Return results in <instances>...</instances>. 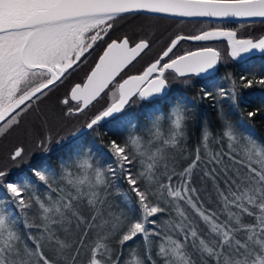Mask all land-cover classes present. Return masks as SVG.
Returning <instances> with one entry per match:
<instances>
[{"label": "snow or ice", "instance_id": "1", "mask_svg": "<svg viewBox=\"0 0 264 264\" xmlns=\"http://www.w3.org/2000/svg\"><path fill=\"white\" fill-rule=\"evenodd\" d=\"M153 14L264 20V0H0V138L20 128L98 43L106 47L94 67L70 88L81 103L65 116L110 96L86 127L107 120L129 129L122 142H108L106 166L98 150L83 144L57 166L41 162L23 175L0 163V264H264V140L252 122L264 108L235 125L218 108L220 128L202 124L195 143L189 127L195 98L179 97L143 126L126 112L137 98L167 91L166 70L184 77L217 65L220 53L212 47L175 55L181 41L226 37L236 58L264 53V36L238 39L226 27L175 35L142 72L118 82L153 40L110 38L117 21ZM226 79L228 89L209 82L198 98L237 105L240 88L264 89V72ZM52 140L49 130L37 146L49 152ZM24 154L23 146H13L4 159L16 164ZM137 240L141 248L128 247Z\"/></svg>", "mask_w": 264, "mask_h": 264}, {"label": "trees", "instance_id": "2", "mask_svg": "<svg viewBox=\"0 0 264 264\" xmlns=\"http://www.w3.org/2000/svg\"><path fill=\"white\" fill-rule=\"evenodd\" d=\"M133 18L135 20H139L158 17L141 15ZM224 24L233 27V29L238 32V35L244 39L264 34V20L247 23ZM119 31L120 35L126 34L127 29L126 27H121ZM261 72H264V53L259 54L258 50H255L254 52L248 54L244 61L232 65L231 68L220 69L215 75L204 80L195 79L190 81L187 84H184L182 88H176L163 100L150 102L136 101L134 105L126 109V112L132 123H136L138 121L139 124L143 126L150 118L160 115L161 112L166 114L170 109V105L175 103L179 97L195 98L194 103H191L189 106L191 121L189 127L196 134L192 137V143H195L199 134V128L202 124L206 123L214 132L220 128V120L217 115L218 108H223L225 116L234 125L237 124L238 121L247 118V112L251 111L253 108H264V89L260 88L258 85H254L253 88L250 89L240 88L239 96L241 99L237 105H234L232 101L227 98L221 100L219 105H214L211 100L201 101L198 98L202 95L200 91L201 87L209 84V82H214L217 87H224L225 89H228L231 81L226 79V77H228L229 74H231L232 79L238 80L241 75L256 74L258 76ZM208 90L212 89L208 88ZM46 105L49 106V104H41L37 111L39 110L40 113L42 106ZM35 115V119L32 120V125L39 126L42 125L40 115H42L45 121L47 116H49V113H47V116L45 114L39 115L36 113ZM252 122L255 126L257 137L264 140V114L257 115ZM161 124L164 127H167L168 122L162 119ZM73 133L61 136L59 139L53 137L52 144L50 145L51 150L49 152H44L38 147V153L35 157L30 158L21 166L11 167L13 169V176H16L17 174H27L33 165L41 162H46L55 167L58 165L60 158H67L71 154L74 146L81 144H83L84 148L91 147L94 152H97L98 150L96 159L99 160L101 166H106L110 162L107 147L108 142L112 139L122 142L125 136L129 134V129L116 128L111 123L106 121L101 125H97L94 129H89L79 135L71 136ZM123 187H126V185ZM141 244L142 242L137 240L129 242L128 247L141 248ZM125 255L127 256V253H125Z\"/></svg>", "mask_w": 264, "mask_h": 264}, {"label": "flooded vegetation", "instance_id": "3", "mask_svg": "<svg viewBox=\"0 0 264 264\" xmlns=\"http://www.w3.org/2000/svg\"><path fill=\"white\" fill-rule=\"evenodd\" d=\"M144 20H146L147 22L144 23L143 25L140 23H137L138 19L135 20L133 17H128L124 20L117 21V26L110 35V38L112 39L116 38L117 36H120V31H119L120 28L126 27L127 29L126 34L140 35V36L147 35L149 38H151L153 40L152 48L157 51L156 54L150 60L146 61V63L136 66L135 62L137 61L138 58H140L139 56L131 64V66L127 68L126 71L121 73V76L118 78V82L126 78L127 75L139 74L140 72H142L143 69L148 65V63L153 61V59L156 58L157 55L161 52V50L169 43L170 37H174L175 35L199 34L201 31H207L214 27H226V28L235 30L233 29V27L229 25H225L224 23L215 24V22L213 23L209 21H184V20H174V19H166V18H160V17L144 18ZM237 38L244 39L238 35V32H237ZM105 46L106 45L103 43H98L95 49L87 57L85 62L80 64V66L72 73V75L69 78H66L61 84H58L48 94L46 98L41 99V101L38 102V107L39 105H41L40 103L50 104V102H55L56 108L61 109V110H63L64 108L67 109L69 107H72V108L76 107L79 103H75L69 99L70 88L75 83H82L84 81L86 74L91 70L95 61L97 60L98 56L101 54ZM201 47H212V48H215L220 53V59H219L217 72L220 69L231 68L232 65L236 64L230 59L228 55L227 42L224 40L209 41V42H192V41H187V40L181 41L176 47V49L174 50V54L182 55L186 51H196L197 49ZM254 51L255 50H253L252 52ZM246 54L248 56V54L250 53H246ZM165 76L168 81V88H167L168 91L165 96L160 97V98H153L148 101L137 98L136 101L150 102V101H155V100H163L164 98H166V96L170 95L171 92L174 91L176 88H180V87L182 88L184 84H187L188 82L193 81L195 79L196 80L199 79L192 75L185 76V77H179L171 70H166ZM201 80H204V79H201ZM65 98L68 99L67 105H64L62 103V101ZM38 107L35 108V111L36 109H38ZM66 111L67 110H65L64 113ZM87 123L88 122H85V124L79 127V129L85 126Z\"/></svg>", "mask_w": 264, "mask_h": 264}, {"label": "rangeland", "instance_id": "4", "mask_svg": "<svg viewBox=\"0 0 264 264\" xmlns=\"http://www.w3.org/2000/svg\"><path fill=\"white\" fill-rule=\"evenodd\" d=\"M146 22L147 21L144 19L138 20V23L142 25ZM260 36H264V34H261L257 37ZM257 37H253L252 39ZM156 52V50L151 48L148 52L144 53L142 56H140V58L137 59L135 65L139 66L146 63V61L150 60L156 54ZM108 100H110V96H104L100 98L98 102H95L90 107L86 108V110H84L82 113L73 115L71 117L65 116L64 111L67 110L66 108L63 109L64 111L57 109L55 102H50L49 106H42L40 113L39 110L37 111L36 109L35 111L34 109L24 118V122L20 128L14 129L6 137L0 138V163H8L9 167L21 166L30 158H33L37 155V140L42 133H46L50 130L52 137L59 139L61 136H66L69 133H73L74 131L76 132L79 127L85 124V122H88L95 114H98L99 111H101L106 106L105 102ZM35 113L39 115L45 114L46 116L47 113H49V116H47L44 121L42 115H40V118L42 119V125L34 126L32 125V120L35 119ZM13 146H23L25 149L23 161H18L16 164H12L11 162H8L4 159L7 150Z\"/></svg>", "mask_w": 264, "mask_h": 264}, {"label": "water", "instance_id": "5", "mask_svg": "<svg viewBox=\"0 0 264 264\" xmlns=\"http://www.w3.org/2000/svg\"><path fill=\"white\" fill-rule=\"evenodd\" d=\"M146 16H153V17H160V18H166V19H174V20H184V21H209V22H215V23H247V22H256V21H260L261 19L260 18H252V19H248V18H232V19H226V20H219L217 18H183V17H170V16H166V15H163V14H153V15H146ZM218 40H224L227 42V47H228V55L230 57V59L235 62V63H240L242 61H244L246 58H247V54L246 53H242L241 56L239 57H236V58H233L231 56V48L228 44V41H227V38L226 37H218V38H215L211 41H218ZM192 42H198V41H192ZM209 42V41H207ZM106 47V46H105ZM103 52V51H102ZM101 52V54H102ZM259 52V51H258ZM100 54V55H101ZM259 54H263L262 52H259ZM99 57V56H98ZM98 60V58H97ZM96 60V61H97ZM95 61V62H96ZM218 64H219V61L217 63V65L214 67V69H210L208 70V72L206 73H200V74H195V73H188L186 74V76H195L199 79H205V78H208L210 76H213L217 73V70H218ZM95 65V63H94ZM93 65V67H94ZM175 73L174 70H171ZM177 76H179V74L175 73ZM181 77V76H179ZM185 77V76H184ZM86 78V77H85ZM168 91V89H167ZM167 91L162 94L161 96H157V97H150L148 98L147 100L145 101H148L150 99H153V98H160V97H163L167 94ZM69 99L75 103H81L80 101H76V100H72L71 99V96H70V91H69ZM107 120L105 121H101L98 125H101L103 123H105ZM89 130L86 125L83 126L82 128L78 129L76 132H74L71 136H76V135H79L80 133H83L85 131Z\"/></svg>", "mask_w": 264, "mask_h": 264}]
</instances>
